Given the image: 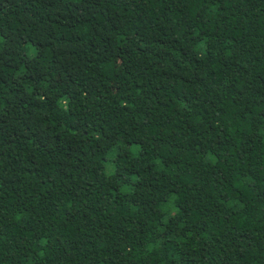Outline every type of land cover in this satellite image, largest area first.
Returning a JSON list of instances; mask_svg holds the SVG:
<instances>
[{
  "label": "trees",
  "instance_id": "trees-1",
  "mask_svg": "<svg viewBox=\"0 0 264 264\" xmlns=\"http://www.w3.org/2000/svg\"><path fill=\"white\" fill-rule=\"evenodd\" d=\"M0 264H264V0H0Z\"/></svg>",
  "mask_w": 264,
  "mask_h": 264
}]
</instances>
